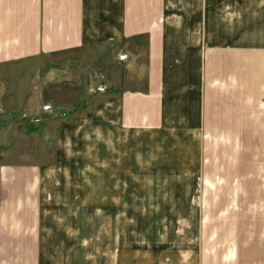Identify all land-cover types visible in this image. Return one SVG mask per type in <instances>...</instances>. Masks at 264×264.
<instances>
[{
    "label": "crops",
    "instance_id": "1",
    "mask_svg": "<svg viewBox=\"0 0 264 264\" xmlns=\"http://www.w3.org/2000/svg\"><path fill=\"white\" fill-rule=\"evenodd\" d=\"M112 46L134 85L64 122L60 156L0 168V264H264V0H0V70ZM136 172L221 180L220 241L135 235V197L195 195Z\"/></svg>",
    "mask_w": 264,
    "mask_h": 264
},
{
    "label": "rangeland",
    "instance_id": "2",
    "mask_svg": "<svg viewBox=\"0 0 264 264\" xmlns=\"http://www.w3.org/2000/svg\"><path fill=\"white\" fill-rule=\"evenodd\" d=\"M125 50L112 46L107 52L83 53L69 62L50 58L20 60L19 66L1 69L0 163L6 164L0 168L20 166L29 174V166L60 156L57 134L64 122L76 119L79 112L93 108L105 95L125 87L126 74V86L134 85ZM139 172L134 173L133 181H128V187L181 188L195 195L135 197V235L142 236L143 231L154 233L157 227L162 235L174 236L179 241L182 238L184 243L191 237H213L220 241L222 221L227 216L224 210L229 204L227 197L219 195L221 180H197L195 176L175 181L169 174L164 181L157 180L154 174ZM127 213L125 208H118L120 223L131 215Z\"/></svg>",
    "mask_w": 264,
    "mask_h": 264
}]
</instances>
